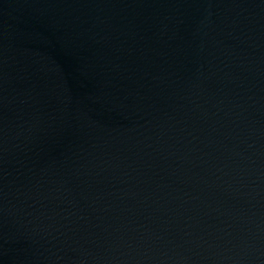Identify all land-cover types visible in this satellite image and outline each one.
<instances>
[{
  "label": "water",
  "instance_id": "95a60500",
  "mask_svg": "<svg viewBox=\"0 0 264 264\" xmlns=\"http://www.w3.org/2000/svg\"><path fill=\"white\" fill-rule=\"evenodd\" d=\"M0 264H264V0H0Z\"/></svg>",
  "mask_w": 264,
  "mask_h": 264
}]
</instances>
